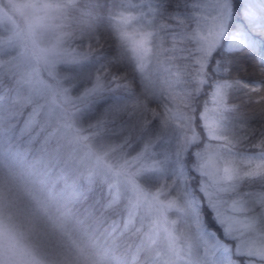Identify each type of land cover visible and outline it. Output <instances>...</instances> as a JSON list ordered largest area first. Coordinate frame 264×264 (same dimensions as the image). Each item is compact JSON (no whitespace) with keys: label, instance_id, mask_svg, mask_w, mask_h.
I'll list each match as a JSON object with an SVG mask.
<instances>
[{"label":"snow or ice","instance_id":"snow-or-ice-1","mask_svg":"<svg viewBox=\"0 0 264 264\" xmlns=\"http://www.w3.org/2000/svg\"><path fill=\"white\" fill-rule=\"evenodd\" d=\"M109 3L117 71L98 72L86 94L115 93L125 142L176 213L183 264H264V126L236 131L237 121L251 127L264 116V0ZM4 100L0 92V145L18 127ZM42 107L28 111L24 128L39 123Z\"/></svg>","mask_w":264,"mask_h":264},{"label":"rangeland","instance_id":"rangeland-1","mask_svg":"<svg viewBox=\"0 0 264 264\" xmlns=\"http://www.w3.org/2000/svg\"><path fill=\"white\" fill-rule=\"evenodd\" d=\"M0 2L7 4L0 3V92L5 116L14 110L18 125L0 145V264H183L176 213L160 203L169 198L161 180L134 159L138 148L96 138L101 129L88 112L101 93L86 94L95 81L79 86L88 57L73 25L80 1ZM37 104L39 123L24 128ZM97 182L126 206L118 235L141 233L128 261L110 233L90 231L73 211L83 186Z\"/></svg>","mask_w":264,"mask_h":264},{"label":"trees","instance_id":"trees-1","mask_svg":"<svg viewBox=\"0 0 264 264\" xmlns=\"http://www.w3.org/2000/svg\"><path fill=\"white\" fill-rule=\"evenodd\" d=\"M79 1L72 15L75 20L80 18L79 21H73L75 35L77 37L80 35L78 44L88 54L87 59L83 60V65L87 71L86 76L82 77L79 82V86L83 88L96 80L98 72L103 73L105 68L117 71V68L109 61V57L115 52V40L111 29L112 21L109 19L110 9L114 6L109 3V0ZM0 3L4 6L7 5ZM80 72L79 70L73 79V85H78L77 80ZM239 72L243 79L252 78L250 72H245L242 69ZM114 95L115 93L109 91L101 93L98 97L99 101L94 103L93 111L90 109L88 114L90 121L96 123V126L101 129L96 138L107 143L121 144L125 142V137L129 136L130 129L125 127L121 130L120 128L121 123L127 117L117 110V106L111 98ZM258 107V105L253 104L246 109V112L251 115L253 109ZM84 118L88 121L87 116ZM248 123L251 127H245L240 121H237L236 131L241 135L251 136L253 128L257 129L258 132L261 126H264V116L257 114ZM131 135L134 141L136 133L131 132ZM123 146L124 151L126 149L136 151L138 148L135 144L126 142ZM144 185L148 186V184ZM73 211L82 219L83 225L87 226L90 231L95 232L97 230L98 234H103L105 237L110 233V240H114L118 244L117 252L122 254L127 261L134 255L141 239V233L133 235L124 230L121 235H118L123 230L126 206L123 202L112 203L111 192L108 190L107 184L97 182L83 186L79 199L73 205Z\"/></svg>","mask_w":264,"mask_h":264},{"label":"bare ground","instance_id":"bare-ground-1","mask_svg":"<svg viewBox=\"0 0 264 264\" xmlns=\"http://www.w3.org/2000/svg\"><path fill=\"white\" fill-rule=\"evenodd\" d=\"M83 64V63H82Z\"/></svg>","mask_w":264,"mask_h":264}]
</instances>
